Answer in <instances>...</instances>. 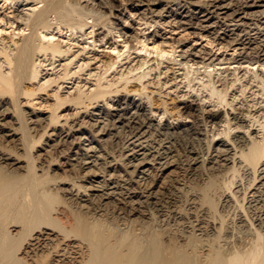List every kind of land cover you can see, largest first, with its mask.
Returning <instances> with one entry per match:
<instances>
[{
	"label": "bare ground",
	"instance_id": "1",
	"mask_svg": "<svg viewBox=\"0 0 264 264\" xmlns=\"http://www.w3.org/2000/svg\"><path fill=\"white\" fill-rule=\"evenodd\" d=\"M108 1L110 6L99 2L100 8H106V11H102V16L94 17L92 13L86 15L83 12L82 0H33V6L42 5L39 9L34 7L30 15H17L4 23L0 21V35L10 29L11 38H19L12 39L13 48L5 44L0 46V264H264V240L246 252L226 256L224 251L212 246L201 252V244L193 236L184 245L165 243L150 226L121 231L104 219L88 214L96 198L108 203L122 196L124 205L126 203L134 215L145 200L157 202L165 192L182 191L184 177L202 178L205 173L199 167L204 164L208 181L202 189L195 188L192 192L194 200L199 199L213 207L217 198L222 209L234 207L242 222L248 216L264 227V116L259 115L264 103V76L259 73L264 72V0ZM121 6L124 11L129 6L140 11L138 16L137 12L128 13V19H134L136 24L138 19L148 26H162L163 31L170 27L172 30L181 29L180 34H187L185 37L194 34L199 40L206 38V43L212 46L210 52L216 46L227 51L235 44L233 54L225 58L224 63H237L239 68L234 72L247 64L243 69L253 71L252 81L261 87H249L250 82L237 87L242 83L238 76L216 80V66L223 63L196 59L186 51L178 54L182 47L179 39L164 38L165 34L157 32L147 35L144 29L135 31L134 39L130 40L126 37L128 31L123 21L118 18L117 23L110 19L112 10ZM52 15L53 22L50 20ZM91 18L93 21L89 22ZM213 19L215 21L212 22ZM99 26L105 31L97 38L95 28ZM64 30H67L65 34ZM78 32H81L79 36L93 39L94 47L96 42L108 44V35L112 40L121 36L124 39L120 48L119 40L108 46L116 55L104 72L94 79V88L90 89V86L86 92L83 87L87 83L77 84L76 94L68 99L56 91L55 105L45 104L47 98L36 102L37 90H24L23 81L37 80L43 71L48 75L47 70L56 67H53L55 59L69 52L55 41L56 34L77 40ZM238 44L246 49L236 57L234 53L238 51ZM131 50L144 51V59L135 65L128 61V70L117 80L109 81L105 74L112 68L115 71L119 65L127 64L123 60L130 59ZM151 54H155L153 60L157 65L145 67L150 62L147 56ZM179 56L182 59H178ZM164 59L183 65L187 69L185 77L189 84L197 78L190 74L204 68L209 79L203 86L209 93L206 98H217L222 109L202 110L199 102L186 98L189 92L179 96L182 107L175 114L176 118L167 110L158 114L152 109V102H145L150 96L143 91L146 87L143 80L153 72L161 77L159 70ZM46 62L52 68H47ZM84 68L79 67L72 73L65 71L59 79L65 82L72 80ZM52 80L38 86V90H45L47 82ZM132 81L138 84V89L126 88ZM120 82L122 84L118 86ZM64 84L62 82L58 90ZM157 84L163 87L168 81L160 80ZM114 85L117 88L111 90ZM132 91L138 92L139 98L132 95ZM247 93L253 97L252 104L248 106L250 110L246 114L236 113L235 99L247 98ZM21 97L26 98L24 103L19 101ZM58 102H75L76 105H85V109H78L74 116L64 118L54 113L60 106ZM259 104L262 105L259 107ZM188 117L192 120H172ZM201 121L219 128L223 124L226 126L222 130L218 128L212 135L206 155H201L191 144L187 157L182 159L173 143L178 138L198 142L204 130ZM29 133L34 139L38 135L45 138L33 156ZM40 139L34 143H40ZM119 140L121 147L117 154L107 149L110 143ZM49 154L57 155L53 171L65 174L58 181L56 178L41 181V176L36 173L35 163L43 162L42 159ZM75 172L80 173L79 180H75L82 184L73 181L74 178H67V173ZM27 177L31 178L33 193L40 196L41 206L28 215L21 213L11 221L8 211L6 215L8 206L6 209L5 206L17 195L20 182ZM117 184L124 191H118ZM58 191L82 210L73 211L62 204L65 201L58 197ZM194 202L197 203L196 200Z\"/></svg>",
	"mask_w": 264,
	"mask_h": 264
},
{
	"label": "rangeland",
	"instance_id": "2",
	"mask_svg": "<svg viewBox=\"0 0 264 264\" xmlns=\"http://www.w3.org/2000/svg\"><path fill=\"white\" fill-rule=\"evenodd\" d=\"M100 1H101V5L110 6V1L108 0H94L93 2L92 0H82L83 12L86 15L92 13L94 17L102 16V14H104V12L102 11H106V8L105 9L100 8L99 5ZM41 5L42 4L33 6V0H27V1L0 0V21H2L3 23L7 22L10 19H14L17 15L28 16L34 10V7L36 9H39ZM123 9L124 7L121 6L119 7L118 10H112L113 15L110 17V19H112L117 23L119 22V19L123 21V26H125L126 30L128 31L126 37L129 38L130 40L134 39L136 33L135 31L144 30V29H146L147 35H152L153 32H157L160 35L165 34L164 38L176 39V40L179 39L182 41V47L178 49L177 52L178 54L182 53L183 51H186L188 52L187 53L188 55L191 54L190 56L196 57V59L204 58L207 62L213 59L215 60V62L223 63V64H218L216 66L217 68V71L215 72L216 80L219 77L221 78L228 77L229 79H234L235 76H238L239 78L240 77L242 78L241 81L242 83H238L237 87L241 86V84L243 85L248 82H250L251 84L249 87H253V86L261 87L260 85H258L256 81H252L254 80V74H253L254 72L251 70L246 72L245 71L246 69H243L247 64H244L243 67H241L239 70L234 72L235 68H239V65L237 63H233L231 65L229 63H224V61H226L225 58H229L233 54V47L235 46V44L227 51H225L224 49H219V47L216 46L214 50L210 52V48L212 46L206 43V38L199 40L197 39V36L194 34L185 37L187 34L185 35L180 34V32L182 31L181 29L172 30L170 27H167L166 30L163 31L162 26L159 27H156V25L148 26L144 24L143 21H139L138 19L136 20L138 24H136L134 19L132 18L128 19V13L130 11H131L130 13L137 12L136 16H138L139 14H141L140 11H136L131 6H129V8L125 11ZM255 9L258 10L261 8H255ZM200 16L201 18H203L202 15ZM50 20H52V22L55 21L54 15L50 17ZM88 21L92 22L93 19L91 18ZM213 21H215V19H213L212 22ZM123 26L121 25L120 29H122ZM133 28H135V30H133ZM95 30L97 34L95 36H97V38L98 35L102 36L105 31L103 28H100V26L96 27ZM223 30L224 29H222L221 32H223ZM10 32L11 30L9 29L7 31H4L2 35H0V46L5 44L7 46H10V48H13L12 46L13 42H11L12 39L19 40L18 36H14V38H11L12 36ZM54 32L56 33L57 29ZM66 32L67 30H64V34ZM69 33L70 32H68L67 34ZM80 34L81 32H78L76 34V37L78 38L77 40H73V39L68 40L64 36L62 37V35L56 34L55 41L60 42L63 48L69 49V52L64 57L63 56L57 57L55 59L56 63L53 67L55 66L56 67L54 70H47L49 71L48 75H46L47 74L46 71H43L44 74H42V76L37 80L23 81L22 88L24 90H31V89L37 90V94L35 98L36 102H42L41 100L43 99L41 98H47L44 100L45 104L55 105L56 102L53 98L56 97L55 96L56 91L58 92V95L62 96V98L66 99L67 97L68 99V97L76 94L75 92H77L76 90L77 84L84 85L85 83H87L85 87H83V89L86 92L94 88V86H92V84L95 83L94 79L104 72L108 64L111 61H113L116 55V53H113L111 48H109L108 46H111V43L114 42L115 40H119L118 46L120 48L121 45L120 42L124 39V37L121 36L118 38H114L112 40L110 39L111 35H108L106 37V40L109 41L108 44L104 45L102 42H96L97 45L94 47L93 39H86V36H79ZM237 48L238 51L234 53V56L236 57L238 53L244 52L246 49L241 44H238ZM249 52L253 53V51H249ZM130 53H131L130 59L123 60V63L127 62V64L125 63L123 67H121V65L118 66L117 64L115 66V67L118 66L117 70L114 71V68H112L107 74H105L106 78L109 81H115L118 79L121 73H125V71L128 70L127 65L129 62L132 61L131 64L135 65L137 62H141L145 57L144 51L136 52L131 50ZM210 56H212V58L208 59ZM262 56L264 57V52H262ZM154 58H155V54H151L149 57L147 56V59H149L150 62L145 67L157 65V61L153 60ZM40 59H43V57H41ZM178 59H182V57L179 56ZM46 64L48 65L49 62H46ZM84 66H85L84 71L80 72V75L76 74L72 80L69 79L68 81L65 82L59 79V76L62 75L65 71L72 73L74 71H78L79 67H84ZM46 67L52 68L51 65H48ZM193 67L196 68L197 66L194 65ZM250 68L253 67L250 66ZM186 71L187 69L184 68L183 65L179 64L178 62L173 61L171 59L170 60L164 59L163 62L160 64L159 72H161V77L158 78L153 72V75L148 76L143 80L144 82L143 84L146 86L143 91L144 93L150 96V99L149 100L145 99V102L151 101L152 102L150 103L151 108L154 109L155 111H158V114L162 113V111L164 110H167L168 113L169 112L172 113L174 118H176L175 114L179 111V108L181 109L182 107V104L179 102L180 100L179 96L189 92L186 98L199 102L201 108H203L202 110L217 111L219 110V108L222 109L221 105L217 104V100H216L217 98H206L207 96L209 97L208 95L209 93L208 91L206 92L203 86L204 84H207V81L209 79L207 73L204 72V68H202L199 72L195 73L194 75L190 74L191 77H197L190 84L187 77H185ZM138 72L139 71H136L135 73ZM89 73H92V76ZM259 73H262L261 75L264 76V72L259 71ZM49 79H53V80L51 82H47L46 85L48 86L46 87V89L38 90L39 89L38 86L46 83V81ZM157 80L158 81L161 80V82L168 81V84L161 87V84L160 85L157 84L158 82ZM62 82H64L65 84L60 90H58L57 87ZM121 84L122 83L120 82L118 86ZM218 85L219 84L217 83V86ZM116 86L117 85L111 87V90L117 88ZM89 87L90 89H88ZM218 87L221 88L220 86ZM119 88L121 89L122 87L120 86ZM126 88L134 90V89H138L139 86L138 84H136L135 81H132L127 85ZM259 89L260 88H255V90H259ZM131 94L135 95L136 98H139L138 92L135 93L132 91ZM250 94L251 93H247V98L238 97L235 99L233 104L236 113L243 112L244 114H246L245 112L250 110V107L248 106L249 104H252L251 102L253 98L252 96L250 97ZM259 96H261V94L258 95L257 97ZM25 99L26 98L21 97L19 98V101H23L24 103ZM231 99L232 97L229 98V100ZM57 104H60V106L58 107L57 110L54 111V113L60 114L64 118L68 116L69 117L74 116L73 114L78 109H81L82 111L85 109V105H76L75 102H66L64 104L58 102ZM262 104H259V107L262 105L263 108L260 111L259 115L263 114L264 116V103ZM89 109H91V106L89 107ZM50 112L52 113V111ZM172 120L175 122L191 121L192 118L188 117L183 120L181 119L179 120L172 119ZM262 120H264V118ZM200 124L204 130L202 131L203 135H201L200 140H197L198 142H196L195 140L192 141L190 138H188L189 140L178 138L176 141H174L173 148L177 150V153L181 158L183 157L182 159L187 157L186 155H188V149L190 147L189 145L191 144H194V148H196V150L199 153L201 152L200 153L201 155H206V153L208 152V149L212 141V135L218 131L219 127L211 123L205 124V122L203 121H201ZM224 125L225 124H223V126H221L219 129L222 130L224 128ZM29 135L31 137L30 140L31 149L34 150L31 153V155L33 156V153H35L36 148H39L43 144L45 138L44 137L41 138L39 137L40 135H38L36 139H34L32 137L33 134L31 136V134L29 133ZM39 139L41 140L40 143L38 142L34 143V140L36 141ZM120 147H121V140L114 141V143L112 144L110 143L107 149H109V151L112 150L116 152L115 154H117V150ZM24 158L26 161H28L27 157ZM56 158H57L56 154H52V156L49 154L47 158H43L44 160L42 159L44 163L43 162H37L38 164L35 163L37 166L36 173L39 176H41L40 177L41 181H46L53 178L54 179L56 178L58 181L60 180V177L65 175L62 172L56 173L55 170L53 171V168L56 167V165H53L56 162ZM199 168L202 173H205V175H203L202 178L190 177V176L184 177L183 179L184 181H182L184 185L182 191H180L181 193L178 190L177 191L172 190L170 192L163 193L160 199L157 200V202L152 200H145L144 202L145 205L143 204L142 207L138 208V211L134 215L131 214L130 207L126 203L124 205L125 201L122 199V196H119V199L121 198L120 199L121 201L118 198L113 200L116 204L113 201L108 202L109 203L108 204L106 202L100 201L99 198H96L95 201L94 200L92 201L93 211L91 210V212H88V214L91 216L94 215L95 218H100L102 220L104 219V221L113 224V226H115L117 229L120 228L119 230L121 231H126V230L130 231L137 227L139 228L142 226L143 227L150 226L154 231L160 234L162 240L165 243L172 242L178 245L180 244L184 245L193 236L197 238L199 243L201 244L200 247L201 252L203 251L206 252L207 251L206 248L208 249L210 246H212L214 248H218L224 251L226 256H232L234 252L243 253L242 251L246 252L251 248L257 246L258 244H262L264 240V227L259 226L258 221H256L254 218L253 220L251 217L243 215L248 219L244 217L245 220L244 222L247 223L242 222L240 219V214H238V212L235 211L234 207L227 206L224 209H222V205L219 203V200L217 198L215 199V203L213 207L212 206L210 207L208 204L203 203V201H200L199 199H195L197 203L195 202L193 203V201H195L194 200L195 197L191 196L192 192L195 190V188L197 190L202 189L205 182L208 181V178L205 177L208 176V173L205 170V165L203 164ZM74 174H76V172L67 173V175H69L67 178L68 179L70 178L71 180L74 178L73 181L77 182V180H79L80 178L79 175L80 173H77L76 175ZM76 178L77 180H75ZM30 179H31L30 177H27L24 178L22 182H20V184L21 183L22 184L20 186L19 192L5 206V209L8 206L6 209V215L8 211V218L11 221L13 220L15 221V218L21 213H26L28 215L32 210L36 209V207L41 206V202L39 201L40 196L34 194L31 189ZM203 179H205V181ZM117 185H118V191L121 192L124 191L121 185L119 184ZM62 194L63 193L61 192L57 194L58 197L61 196L60 199H63L61 200L62 202L63 201L66 202V203L63 202L62 204H66V206L73 211L74 210L76 211L77 209L80 211L82 210L78 204L73 203L74 204L73 205L72 202H70L67 199V197H65ZM117 203H119L121 206ZM123 206L124 209H121L123 208ZM200 207L202 208L200 209ZM93 208L95 209V212ZM132 220H134L135 222L134 221L132 222ZM259 238H263V239H259Z\"/></svg>",
	"mask_w": 264,
	"mask_h": 264
}]
</instances>
